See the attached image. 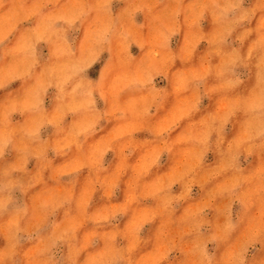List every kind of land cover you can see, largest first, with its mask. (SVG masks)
Listing matches in <instances>:
<instances>
[{
    "label": "clouds",
    "instance_id": "1",
    "mask_svg": "<svg viewBox=\"0 0 264 264\" xmlns=\"http://www.w3.org/2000/svg\"><path fill=\"white\" fill-rule=\"evenodd\" d=\"M0 264H264V0H0Z\"/></svg>",
    "mask_w": 264,
    "mask_h": 264
},
{
    "label": "rangeland",
    "instance_id": "2",
    "mask_svg": "<svg viewBox=\"0 0 264 264\" xmlns=\"http://www.w3.org/2000/svg\"><path fill=\"white\" fill-rule=\"evenodd\" d=\"M206 27H207V25H206ZM135 51V50H134ZM109 158H111V156H109ZM121 198H122V193H121Z\"/></svg>",
    "mask_w": 264,
    "mask_h": 264
},
{
    "label": "crops",
    "instance_id": "3",
    "mask_svg": "<svg viewBox=\"0 0 264 264\" xmlns=\"http://www.w3.org/2000/svg\"><path fill=\"white\" fill-rule=\"evenodd\" d=\"M212 159V157H211V155L209 156V160H211Z\"/></svg>",
    "mask_w": 264,
    "mask_h": 264
}]
</instances>
